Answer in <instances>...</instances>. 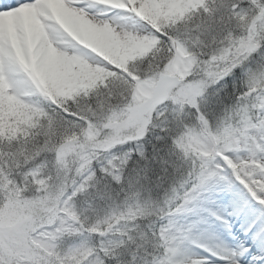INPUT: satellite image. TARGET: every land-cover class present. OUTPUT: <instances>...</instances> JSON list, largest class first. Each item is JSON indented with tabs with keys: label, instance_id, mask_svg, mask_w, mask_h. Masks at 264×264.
Returning a JSON list of instances; mask_svg holds the SVG:
<instances>
[{
	"label": "snow or ice",
	"instance_id": "obj_1",
	"mask_svg": "<svg viewBox=\"0 0 264 264\" xmlns=\"http://www.w3.org/2000/svg\"><path fill=\"white\" fill-rule=\"evenodd\" d=\"M0 264H264V0H0Z\"/></svg>",
	"mask_w": 264,
	"mask_h": 264
}]
</instances>
